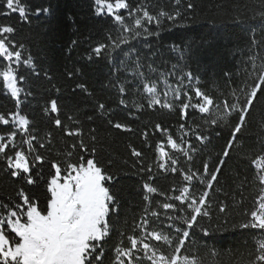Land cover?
<instances>
[{"label": "trees", "instance_id": "trees-1", "mask_svg": "<svg viewBox=\"0 0 264 264\" xmlns=\"http://www.w3.org/2000/svg\"><path fill=\"white\" fill-rule=\"evenodd\" d=\"M25 2L33 10L36 7H50L52 10L50 14H42L39 18L30 15L29 21H21L15 13L9 17L0 16V24L16 27L13 39L25 45L22 49L23 57L31 55L36 70L47 71L52 78L49 83L43 76V71L40 78H37L30 74L27 66L20 68L21 73L28 77L22 86L26 91L32 92V95L27 97L22 93L21 99L23 114L30 119L31 132L38 138L34 145L38 147L40 142L45 143L46 148L39 151L50 160L61 158L57 150H67L68 146L77 142V138L67 137L64 130L55 126L53 117L57 114L45 113L43 110L49 99H57L60 107L58 118L63 124L66 127L81 128L86 143L90 142V135L95 129L99 141L96 145L98 158L102 164L111 161L108 170L116 178L112 190L119 200L120 210L118 215L110 216L113 231L109 242L104 246L105 250H112L122 241L127 245V236L139 233V229H136V233L133 229L145 216H149L150 229L168 231L167 224L171 221L166 220L164 210L159 206L165 202V195L153 194V207L150 211H159L161 215L159 219L150 217V212L144 211L146 202L143 200V184L151 183L157 187L158 193L169 196L178 195L179 193L172 189L186 184L179 173H172L170 168L165 171L159 167L163 162L158 158L155 148L162 140L166 142V135L154 128V125L159 123L174 138H179V125L184 121L180 120L175 111L159 106L148 107V94L143 91L142 84L156 83L162 101V95L166 91L172 92L173 89L179 88L181 94H191L192 89L199 87L213 97L223 110L221 101L230 100L232 90H238L248 79L249 73L254 74L253 64L259 66L264 62V22L258 16L264 11V0H180L179 5L175 0H128L133 8H145L153 15L160 11L174 13L177 9L180 10L181 18H178L175 24L164 17H161L163 23L160 29H157L154 23L145 24V27L153 32L160 31L159 36H148L143 29L139 30L140 36H136L134 31H124L116 24L114 18L106 13L96 14L95 0ZM2 3L3 0H0V4ZM188 3L194 4L195 7L188 9ZM122 12L126 23L131 25L132 19L127 10ZM237 20L243 22L237 23ZM120 37L128 42L120 43ZM73 41L76 43L73 44ZM101 44L106 48L96 56L92 49ZM89 56L91 59H88ZM253 57L254 60L251 59ZM68 72L75 75L69 79L66 76ZM189 72L192 74L191 80L186 78ZM78 83L86 85L87 93L79 89L72 90ZM53 85L60 89L59 93ZM118 86L126 88L123 96L118 92ZM121 99H124L125 104H120ZM167 100L177 105L179 103L174 100V94ZM100 103L105 105L103 113L97 107ZM15 110V99L0 82V114H5L8 118L7 114ZM69 117L73 119L69 120ZM88 117L92 119L89 120ZM109 119L127 124L132 131L112 128L108 123ZM193 120L202 123L199 116H194L186 122L185 131L188 135L184 138L201 149L193 154V162L189 164L186 157L175 153L170 147L167 150L170 155L179 159L178 167H192L196 170L205 160L210 161L214 167L217 154L225 143L226 132L221 138L213 135L210 144L201 146L195 139V131L204 129H196ZM11 131L16 129L0 124V136L5 137L6 141ZM144 132L149 134L147 141L142 135ZM49 133L53 149L51 154L47 148ZM248 134L250 138L241 150V155L246 154L249 149H254L256 137L264 135V96L259 97L251 111ZM24 138V134L18 132L15 143L19 145ZM24 147L26 149L27 145ZM132 147L142 153L141 158L137 159L131 155ZM9 155H12V152H9ZM232 157L227 160L222 175L219 176V184L214 186L222 191H213L210 197L213 207L220 201L232 205L233 196L235 202L241 201L237 177L243 178L246 175L249 183L242 193L243 205L237 203L236 208L237 212H241L244 208L251 207L259 191L257 182L252 179L254 173L248 162L239 159L236 152L232 153ZM149 167L150 173L146 171ZM141 168L145 171H141ZM48 171L46 164L42 178H37V185L24 186L9 174L6 159L0 157V203H8L10 206L17 203V191L24 186L26 192L38 198L41 208L46 207L45 181L49 178ZM203 190L204 185L197 184V194ZM169 215L174 216L176 213L170 212ZM171 235L175 237L176 233L173 231ZM195 239L197 237H193V240ZM245 240L249 241L247 249L241 251L244 252L243 259H248V250L255 249L249 236L228 233L224 248ZM208 243L210 246L221 248L220 244L213 245L212 241ZM164 247L171 251L167 246ZM221 250L223 252V249ZM185 254L198 255L205 264L213 260L219 261V264H229L228 257L223 254L212 257L203 247H194L191 241ZM111 255L114 257V251ZM241 259L237 254L231 258V264ZM105 264L109 262L105 261ZM144 264L149 262L145 260Z\"/></svg>", "mask_w": 264, "mask_h": 264}, {"label": "snow or ice", "instance_id": "snow-or-ice-1", "mask_svg": "<svg viewBox=\"0 0 264 264\" xmlns=\"http://www.w3.org/2000/svg\"><path fill=\"white\" fill-rule=\"evenodd\" d=\"M175 2L177 5L180 4V0ZM95 5L97 15L106 13L114 18L116 24L124 31H134L136 36L141 35L140 29H143L148 36H159L160 31L153 32L145 27V24L154 23L156 28L160 29L163 23L161 17L174 24L178 18H181L179 9L174 13L160 11L153 15L145 8H133L128 0H95ZM186 7L193 9L195 5L188 3ZM122 10H127L128 16L132 19L131 25L126 23ZM51 11L50 7H36L33 10L25 0H3L0 4V16L9 17L15 13L21 21H29L30 15L39 18L42 14H50ZM258 16L264 22V11ZM16 31V27L11 24H0V82L7 93L15 99L16 109L7 114L8 118L5 114H0V124L16 129L8 134L7 141L5 137L0 136V157L6 159L9 174L24 186L37 185V178H42L46 164L49 178L45 181L46 207L41 208L38 198L26 192L24 186L17 191V203L11 206L8 203H0V264H105V261L109 264H144L145 260L149 264H205L198 255L185 254L190 241L194 247L197 245L203 247L212 257L223 254L229 258V264L231 258L237 254L242 259L235 264H264V135L256 137L257 143L254 149H249L244 155L240 154L250 138L248 128L251 111L259 97L264 96V62L259 66L253 64L254 74H248V79L252 83L245 81L239 92L234 88L231 92V102L228 99L221 101L223 104L221 114H217L220 104L199 87L192 89L191 94L188 92L181 94L179 88L173 89L174 100L179 102L177 105L167 100V92L164 93L165 99L163 101L160 99L156 83L142 84L143 91L148 94V107L159 106L175 111L179 114L180 120L184 121L179 125L181 131L179 138H174L159 123L155 124L154 128L162 135H166V142L162 140L155 148L158 158H167L159 167L165 171L170 168L172 173H179L186 184L172 189L178 192V195L169 196L158 193L157 187L145 182L144 211L150 212V217L159 219L161 215L159 211H150L153 207V194L165 195V202L160 203L159 206L164 210L166 220L171 221L167 224L168 231L150 229L149 216H145L133 229L134 233L139 229V233L127 236V245L122 241L120 245L106 251L104 246L109 242L113 231L110 216L118 215L120 210L119 200L112 190L116 178L108 170L111 161L102 164L98 158L96 145L99 141L95 129L90 135V142L86 143L81 128L66 127L63 124L58 118L60 107L57 99H49L43 110L45 113L57 114L53 117L55 126L64 130V135L67 137L77 138V142L68 146L67 150H57L61 158L50 160L39 151L46 148L45 143L40 142L38 147L34 145V141L38 138L31 132L30 119L23 114L21 99L22 93L27 97L31 96L32 92L26 91L22 86L28 77L21 73L20 68L27 66L30 74L37 78H40L43 70H36L31 55L27 58L23 57L22 49L25 45L13 39ZM119 42L128 41L120 37ZM72 43L75 44L76 41ZM105 48L106 46L101 44L93 48L92 52L99 56ZM88 59H91V56ZM78 72L79 70L77 74ZM74 75L73 72L66 73L69 79ZM43 76L51 83L52 78L47 71H43ZM186 78L191 80L192 74L187 73ZM53 87L57 93L60 92L55 85ZM76 89L87 93V87L83 83L76 84L72 90ZM118 92L123 96L126 88L118 86ZM120 104H125L124 99L120 100ZM97 107L101 113L104 112L103 103L98 104ZM194 116H199L202 121L197 123L193 120L196 129H204V131L194 130L195 139L201 146L206 147L210 144L213 135L221 138L226 132L225 143L217 154L214 167L208 160L202 161L201 166L196 170L192 167H178L179 159L165 150L170 146L175 153L186 157L189 164L193 162V154L201 149L184 137L188 135L185 131L186 122ZM72 119L73 117H69V120ZM88 119L91 120L92 117ZM108 123L114 129L132 131L127 124L113 122L111 119ZM18 132L26 137L19 145L15 143ZM142 135L147 141L149 134L144 132ZM48 137L47 148L51 154L53 149L50 133ZM25 145H27L26 149ZM9 152H12V155H9ZM233 152L237 153L239 159L248 162L254 173L252 179L257 182L259 191L251 207L244 208L241 212H237L236 208L237 203L243 205L242 193L249 183L246 175L243 178L237 177L241 201L235 202L233 196L232 205L220 201L213 207L210 197L211 192L222 191L215 189L214 186L219 184V176L222 175L227 160L233 158ZM131 155L137 159L142 157V153L134 147L131 148ZM141 171L145 169L141 168ZM146 171L150 173L151 168ZM197 184L204 185V190L198 194ZM170 212H175L176 215H169ZM173 231L176 233L175 237L171 235ZM228 233H240L251 237L255 249L248 250V259H243L244 252L241 251L247 249L248 240L224 248ZM193 237L197 239L193 240ZM209 241H212L213 245L220 244L221 248L210 246ZM164 246L171 251L166 250ZM112 251L114 257L111 255ZM209 264H219V261L213 260Z\"/></svg>", "mask_w": 264, "mask_h": 264}, {"label": "rangeland", "instance_id": "rangeland-1", "mask_svg": "<svg viewBox=\"0 0 264 264\" xmlns=\"http://www.w3.org/2000/svg\"><path fill=\"white\" fill-rule=\"evenodd\" d=\"M245 81H247V83H249V84L252 83V81H251L250 79H247V80H245ZM244 84H245V82H244ZM244 84H243V85H244ZM243 85H242V86H243ZM166 92L168 93V94H167V99L170 98V97L174 94L173 91H172V92H171V91H166ZM237 92H239V89L237 90ZM158 95H159V97H161V96H160L161 94H160L159 92H158ZM162 96H164V95H162ZM164 99H165V97H164ZM231 100H232V96L230 95V100H229V101L231 102ZM221 111H222V110H221V107H220V110H218L217 114H221V113H222ZM169 147H170V146H169ZM167 148H168V147H166V149H165L166 151H168ZM161 160H162L163 163H165V161L167 160V158H164V159H161Z\"/></svg>", "mask_w": 264, "mask_h": 264}]
</instances>
